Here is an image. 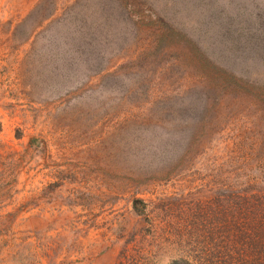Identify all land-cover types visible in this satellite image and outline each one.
<instances>
[{
  "label": "rangeland",
  "instance_id": "obj_1",
  "mask_svg": "<svg viewBox=\"0 0 264 264\" xmlns=\"http://www.w3.org/2000/svg\"><path fill=\"white\" fill-rule=\"evenodd\" d=\"M245 189L264 213V0H0V264L195 260L192 205Z\"/></svg>",
  "mask_w": 264,
  "mask_h": 264
},
{
  "label": "trees",
  "instance_id": "obj_2",
  "mask_svg": "<svg viewBox=\"0 0 264 264\" xmlns=\"http://www.w3.org/2000/svg\"><path fill=\"white\" fill-rule=\"evenodd\" d=\"M221 191L220 189L219 192ZM227 191L230 192L231 189H227ZM243 193V195H237L239 206L236 212L234 209L229 210L227 208L225 210L228 216L226 219L221 215L222 210L211 216L212 212L209 209L213 208L214 205L204 207L202 202H199L190 208L193 220L195 217L196 220L203 218V222L198 227V232L203 237L198 243H203L207 238H213L211 244L205 247L213 255V258L209 259L211 260L209 264H264V213L260 207H256L259 205L257 198L260 197V194H251L246 189ZM248 193L253 200L250 201ZM240 210L241 214L239 215ZM192 218L190 215L187 216L186 220L182 217L184 220L182 225L188 231H191L192 228L197 230V224L200 221L195 220L193 222ZM218 223H223V232H225L222 235L219 233L220 236H216L215 232L209 228L212 224ZM212 246L213 251L208 249ZM191 254L196 257L195 260H190L184 256L181 260L178 259L176 263L206 264V258L211 257L207 252L199 254L196 251H191L189 255L191 256ZM200 258H204V260L202 261Z\"/></svg>",
  "mask_w": 264,
  "mask_h": 264
}]
</instances>
